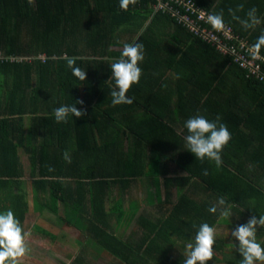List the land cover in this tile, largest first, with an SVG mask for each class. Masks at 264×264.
Masks as SVG:
<instances>
[{
    "label": "trees",
    "instance_id": "trees-1",
    "mask_svg": "<svg viewBox=\"0 0 264 264\" xmlns=\"http://www.w3.org/2000/svg\"><path fill=\"white\" fill-rule=\"evenodd\" d=\"M188 1L208 13L223 11L225 23L253 44L264 33V25L263 30L245 29L229 13L242 4L245 10L235 14L247 15L256 0H138L128 11L119 0H0V214L11 209L25 232L33 229L52 244L57 229L45 223L30 227L44 211L77 230L81 247L65 253L72 264H90L99 258L96 254L115 264H183L184 250L178 257L173 253L187 241V230L175 224L184 222L180 208L158 222L140 217L139 234H119L132 221L134 211L126 208L132 183L149 180L159 198L163 187L168 194L175 185L170 178L161 181L167 173L163 159L197 179L211 197H228L249 217L258 215L251 202L256 193L264 198V190L235 166V159L234 170L228 171L229 147L217 168L212 161L196 159L183 144L187 119L219 117L218 124L231 128L234 155L239 157L241 146L249 147L248 158L259 161L264 171V142H255V137L264 138V63L257 77L196 34L185 18L197 26L198 15L185 6ZM260 2L261 18L264 0ZM133 43L144 46L143 75L128 93L134 102L113 106L110 64L125 44ZM66 56L77 57V66L87 71L86 81L72 75ZM174 95L178 104L165 113L161 99ZM76 100L84 101L76 106L86 115L57 123L54 109ZM167 112L182 119L181 134L170 125ZM171 136L183 147L169 159L166 140ZM229 178L232 182L224 184ZM130 202L139 205V199ZM172 229L176 237L164 234ZM216 249L208 264L222 260L226 251Z\"/></svg>",
    "mask_w": 264,
    "mask_h": 264
},
{
    "label": "clouds",
    "instance_id": "clouds-1",
    "mask_svg": "<svg viewBox=\"0 0 264 264\" xmlns=\"http://www.w3.org/2000/svg\"><path fill=\"white\" fill-rule=\"evenodd\" d=\"M31 2V0H29ZM138 0H119L120 8L128 11L130 5L135 6ZM243 5H238L235 11H242ZM235 11L229 9L233 19L238 20L245 29H254L262 21L257 15V9L251 8L247 12V19L236 16ZM202 18L205 14L201 10ZM206 23L215 31L227 35L230 31L224 21L223 11L219 13L206 14ZM264 48V33H262L251 45L249 51L253 59L260 58L259 53ZM67 67L72 75L79 81L87 80V71L77 66V57H65ZM145 59L144 46L141 43L125 44L118 60L110 64L111 78L107 84L113 85L110 90L111 103L113 106L131 105L134 97L128 93L134 85L140 83L143 75L142 68L139 66ZM114 82V84H113ZM77 104L83 105V100H76L71 105H61L54 109L53 115L57 123H67L70 116L82 119L86 111L77 108ZM217 120H209L201 114H197L187 119L184 129L187 135L184 136V146L187 151L192 153L196 159H205L215 163L219 168L222 165V152L230 143L232 135L223 123L218 124ZM67 162H71L67 152L64 154ZM207 174V172H205ZM235 204L229 203L224 196L218 197L215 204L209 207L208 211L212 214L219 212L220 219H227L232 215V208ZM258 229H264V215L259 217L253 215L246 224L236 226L231 236L238 241V250L242 257L240 264H264V246L257 240ZM31 232H25L20 221L9 209L0 214V264H19V261L26 256L29 249L27 239ZM216 244V229L208 223H202L194 238V244H186V253L183 264H208L214 257V246Z\"/></svg>",
    "mask_w": 264,
    "mask_h": 264
},
{
    "label": "crops",
    "instance_id": "crops-1",
    "mask_svg": "<svg viewBox=\"0 0 264 264\" xmlns=\"http://www.w3.org/2000/svg\"><path fill=\"white\" fill-rule=\"evenodd\" d=\"M256 1H258V5L255 6V8L257 9L259 6V3H261L260 2L261 0H256ZM245 8L246 7L243 6L242 11H244ZM241 13H240L241 19H247V15L245 13L244 15ZM260 19L262 22L256 27L262 28L263 30L264 12H263V15H261ZM163 95L165 96V94ZM164 96L160 102L161 105L163 104L161 108L164 110L165 113L168 110H174L176 108V105L178 104L176 103L178 101V97L176 95L171 96L170 97L171 99L168 101V97L166 98ZM165 116L166 117L171 116L170 119H172V123L170 125H172V127H175V129L179 132V134H181L182 133L181 130L183 129L182 119L175 120L176 116L174 115L172 116V113L170 112H167ZM230 130L231 128L229 129V131ZM167 141L170 144L168 145L169 149L167 150V153H165V155H167V157H169L170 159L172 156H175L177 155V153H179L180 147H183L184 144L183 146L178 144L179 139L175 136H171V138L166 140V142ZM255 142L256 143L264 142V138L260 136L255 137ZM231 146L232 144L231 145L228 144L227 147H229L228 148L229 150L227 148L225 149L226 150L225 153H227V156L229 157L228 162L227 161L226 162L230 164L228 171L234 170V169L232 170L231 166L233 165L232 159H235L236 160L235 166L248 178L256 181L257 187L264 190V171H262L261 169L262 166H260L259 161H256L254 159L255 161H253L254 162L253 163L252 160L248 158L247 153L249 154L252 153V152H247V149H249V147L244 148L241 146L240 147L241 149L240 148L237 149V152L239 154V157L237 158L232 151L235 148V146H233V148H231ZM256 147L257 146H254V149H256ZM225 159L227 158L225 157ZM162 163H163L162 165L163 170L167 169L166 171L167 173H165L161 177V181H163L164 179L163 177L170 178V179H173L172 183H174L175 185H173V187L168 192V194H166V191L163 187L160 198H159L157 197L154 186L152 185V183H150L149 180L145 179L142 182L137 181V182L132 183L131 186L128 188V191H131V192H128L129 197H127V200H126L127 210L130 208L131 210L134 211L131 213L132 221L129 225L126 224L125 226H123L119 234L121 236H124V238H129L133 232H138L139 234L141 232L139 230V226L141 227L140 217H145L151 221L158 222L159 220L163 218L166 219L168 215L170 214V212H172L174 209L177 210V208H180V212L178 213L180 214L179 220L181 222L183 221L184 222L180 224L179 222L175 221V224L178 223V225L183 226L180 228H183V229L185 228L188 234L186 237L187 241L185 242L184 249L182 247L180 248L175 247L173 251V253L175 254L174 256H177V257L178 255L180 256V254L183 253V250H184V257H185L186 244L189 242L194 244V238L199 229V226L205 222L211 225L215 221V224L212 226L216 229V244L214 246V254L217 252L216 247L218 246H221L226 252L223 256H221L222 260L220 262L214 261L213 263L215 264H240L242 257L238 250L239 242L236 241L231 236V232L236 226L240 224H246L248 220L251 218V216L249 217V215H247L246 209L240 207L238 205L239 203H236V201L233 202L228 197H226L229 203L235 204V207L232 208L231 210L232 215L229 218L220 219L219 212H217L216 214H212L207 210V208H203L206 206H209V207L212 206L213 204L216 203L218 198L211 197L205 191L202 184L198 182L197 179H194V178L189 179L190 177L189 173L179 169L172 160L166 161L165 159H163ZM185 178H187V180ZM227 180L228 179L224 181V184H227V183L230 184L233 179L229 178L228 182ZM242 189L243 188L240 189L239 187L238 192L242 191ZM181 195H183L186 199L181 200ZM258 196L259 194L256 193L254 195V201L251 202L252 210L254 213L258 214L257 217H259V215H264V198L258 197ZM239 198H241L242 204H243L244 203L243 197L241 196ZM131 199L133 200L139 199V205L134 206V202L132 205V202H130ZM182 203H184L185 205H184V208L182 207L181 209ZM135 209H138V210H135ZM135 211L137 212L135 213ZM46 215H51V218H57L52 213L48 211H44L36 219H33L30 221V227L34 225H39V224L44 225V223L46 226L54 227L55 229H57L59 233L57 242L55 244H52L46 237L42 236L41 234L39 235L35 233V231H33L32 229L30 231L31 236L26 241L29 251L26 254V256L23 257L19 261V264H72V261L67 256H65L66 251L67 252H70V251H68L64 247V245L70 244L68 235L71 234V232H74V234L75 232H77L78 238H79V232L75 230L74 228L63 227V225H61L62 228L56 227L51 221L45 218ZM127 217L125 218V220H129ZM172 231H174V229L166 230L164 234L170 233V235L173 234L171 237H176V233H172ZM78 238L76 241L77 243L76 246L80 248L81 244H79ZM257 240L259 243H261L262 246H264V229H258ZM42 245H45L46 247L48 246L47 248L50 247V251L49 249L45 250L42 247ZM55 246H57V248H55ZM78 250L79 249H77V251ZM96 257H99V258H97V260H92V262L89 261V263L90 264H115L116 263V262L113 263L111 261L112 260L111 257L108 258V260L111 259L110 261H106V259L102 258V255L100 254H96ZM257 264H259V262H257Z\"/></svg>",
    "mask_w": 264,
    "mask_h": 264
},
{
    "label": "built area",
    "instance_id": "built-area-1",
    "mask_svg": "<svg viewBox=\"0 0 264 264\" xmlns=\"http://www.w3.org/2000/svg\"><path fill=\"white\" fill-rule=\"evenodd\" d=\"M189 8V11L192 13H197V26L194 20L189 19V16H185L188 22H190L195 30L196 34L200 35L205 40L214 44L219 51H221L224 55L234 57L235 61L240 63L244 68L249 69L251 74H254L257 77H261L262 73V63H264V55L259 53V57L257 59H253L251 52L249 51L251 43L247 38L238 34L234 28L228 25L230 31L227 35L215 31L211 28L209 24L206 23V14H211L205 11L204 9L197 8L190 1L185 3V6ZM160 7H164L161 3ZM201 10H203L205 16L202 18ZM207 26H203V24Z\"/></svg>",
    "mask_w": 264,
    "mask_h": 264
},
{
    "label": "rangeland",
    "instance_id": "rangeland-1",
    "mask_svg": "<svg viewBox=\"0 0 264 264\" xmlns=\"http://www.w3.org/2000/svg\"><path fill=\"white\" fill-rule=\"evenodd\" d=\"M45 218L46 219H48L49 221H51L56 227H58V228H62L61 227V222L57 219V218H51V215H46L45 216ZM63 230V229H62ZM64 231V230H63ZM68 232H69V230H68ZM77 232H75V234H74V232H71V234H69L68 235V239H69V242H70V244L69 245H64V247L68 250V251H70L71 253H76L77 252V249H78V247L76 246L77 245V243H76V241H77ZM42 247L45 249V250H47V249H49V251H50V247L49 248H47L45 245H42ZM62 248H63V246H62ZM57 255V254H56ZM58 257V256H57Z\"/></svg>",
    "mask_w": 264,
    "mask_h": 264
}]
</instances>
